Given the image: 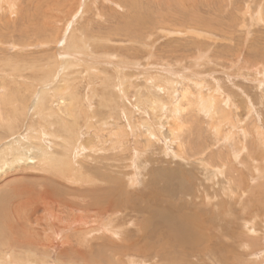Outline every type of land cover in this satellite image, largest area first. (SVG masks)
Wrapping results in <instances>:
<instances>
[{"label": "rangeland", "instance_id": "374dc122", "mask_svg": "<svg viewBox=\"0 0 264 264\" xmlns=\"http://www.w3.org/2000/svg\"><path fill=\"white\" fill-rule=\"evenodd\" d=\"M63 141L92 182L51 171ZM21 189L87 222L49 241ZM13 253L264 264V0H0V262Z\"/></svg>", "mask_w": 264, "mask_h": 264}, {"label": "bare ground", "instance_id": "6f19581e", "mask_svg": "<svg viewBox=\"0 0 264 264\" xmlns=\"http://www.w3.org/2000/svg\"><path fill=\"white\" fill-rule=\"evenodd\" d=\"M184 93V92H183ZM202 97V96H201ZM203 98H205V96H203L202 98H200L201 100V103H202V100ZM214 100V99H213ZM208 101V99H207ZM61 102V101H60ZM216 102V101H215ZM141 104V103H140ZM216 104V103H214ZM63 106V105H62ZM200 106V105H199ZM217 106V105H215ZM206 107L207 109L209 108V105L208 103L206 102ZM214 107V106H213ZM216 108V107H215ZM213 108V109H215ZM184 109V108H183ZM183 111H181L182 113ZM179 113V111L177 112ZM180 113V114H181ZM177 115V114H175ZM179 115V114H178ZM177 115V116H178ZM173 117V116H172ZM180 117V116H179ZM174 118V117H173ZM214 118V117H213ZM177 119V118H176ZM172 125V124H171ZM170 125V126H171ZM180 125V124H179ZM173 126V125H172ZM171 128V127H170ZM174 128V127H173ZM172 130V129H171ZM170 131V130H169ZM181 131V132H180ZM183 131L181 130V127H176V129L172 130L171 131V135L174 137L175 140H178V146L180 148H183L184 147V142H182L181 140V133ZM122 135V134H121ZM120 140V139H119ZM65 143V141H63V143L61 144L60 143V148L63 149V147L65 148L64 149V154L61 153V152H58L56 154H49V157L51 159H49V163L52 167V170L55 174L57 175H67L68 177H72V174H76L74 175L73 174V177H75L78 181H83V182H86V181H91L93 180V177L90 175V174H87L88 171H83L81 172L82 170H80V168L74 163V156H72V151H71V154H70V149H72V147H68L70 144L68 143V141H66L65 145L63 146V144ZM68 143V144H67ZM56 144V143H55ZM45 151V150H44ZM97 151V150H96ZM180 151V149H179ZM47 153V152H46ZM95 153V152H94ZM46 156L43 152L42 153H39L37 155H40L41 156ZM41 156L42 160H43V157ZM76 162V161H75ZM112 166V165H111ZM139 169V168H138ZM138 174V173H137ZM136 172L134 175L131 176V182L132 183H135L136 182ZM139 182V181H138ZM232 191V190H231ZM36 195V194H35ZM35 195H32V192H29V190H26V189H21L20 191L18 190H15V196L17 198H20L22 199L21 203H19V205L17 207H15V210L17 212H20L21 209L19 208H25L26 210L28 209L29 210V213L30 211L32 212H35L38 208L42 207L43 209H46L45 212L47 213V218L48 219H52L51 223L52 225H49L50 227H48L49 229L45 230L46 232L48 230L51 231L50 235H47L49 241H52L54 242V240L52 239V237L54 236V238L56 240H58L59 238V233L60 232V229H65V228H69V227H73V226H77V225H81L82 223L85 224L87 221H86V218H83L84 216L81 217V215L79 213H75V208L70 206L69 208L71 209V212L73 213L74 211V215L72 214V217H70L71 219H69L68 221H66V223L63 221L64 219H62V217L60 215H56V211L54 209H51L50 208V204H54V201H52V197L50 196L49 192H45V193H42V194H38L36 197H34ZM24 200V201H23ZM139 202V201H138ZM109 205V204H108ZM112 206V205H111ZM148 208V207H147ZM109 209V207H108ZM110 210V209H109ZM107 210V212L109 211ZM111 211V210H110ZM158 211V210H156ZM106 213V212H105ZM13 214V213H12ZM33 214V213H32ZM16 216H18L17 214H14ZM20 215V214H19ZM103 216V215H102ZM159 216V215H158ZM156 216V218L158 217ZM167 216V215H166ZM165 216V217H166ZM29 217H30V214H29ZM164 217V218H165ZM17 218V217H16ZM155 218V219H156ZM169 220V219H168ZM50 221V220H49ZM151 221H154L151 220ZM157 224V222H155ZM160 223V222H159ZM167 224V222H166ZM143 225V224H142ZM157 225H155L156 227ZM143 228V227H142ZM139 229V228H138ZM256 229V228H255ZM64 232V231H63ZM66 232V231H65ZM222 233V232H221ZM64 234V233H63ZM253 234V233H252ZM12 238H10V241L17 244V240L16 238L12 235H10ZM34 237V241H33V244L37 243V248H40L41 249L44 247L43 243H41V240L39 238V236L37 234H34L33 235ZM42 239H43V236H40ZM237 237V236H236ZM37 238V239H36ZM38 238H39V241H38ZM38 241V242H37ZM60 243V242H59ZM131 243V242H130ZM21 245H23L24 247L28 246L31 248V242L27 240V242H22L20 243ZM36 246V245H35ZM14 249V248H13ZM35 250V249H34ZM248 250V249H247ZM253 250V249H252ZM24 251V250H23ZM27 252V251H26ZM248 253V252H247ZM38 254V253H37ZM35 254V255H37ZM64 254V253H63ZM13 256L14 258H11V263H7V264H22V261L19 259V256H17L16 254L13 253ZM251 256V255H250ZM35 258V257H34ZM32 258V260H30V256L27 257V259H23L22 260H25L24 264H32L31 261H34L35 264H44V262L46 261H37V259H34ZM4 260L1 259V262L0 264H6V263H3V261H5V257H3ZM43 259V258H42ZM264 259V258H263ZM7 260V259H6ZM44 260H46L44 258ZM8 262V261H7ZM47 263V262H46Z\"/></svg>", "mask_w": 264, "mask_h": 264}]
</instances>
